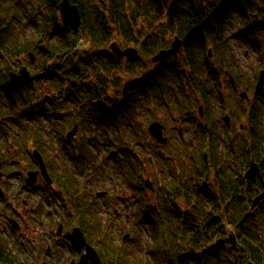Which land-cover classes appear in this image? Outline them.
I'll return each mask as SVG.
<instances>
[{"label":"flooded vegetation","instance_id":"af4514ba","mask_svg":"<svg viewBox=\"0 0 264 264\" xmlns=\"http://www.w3.org/2000/svg\"><path fill=\"white\" fill-rule=\"evenodd\" d=\"M242 4L245 5L246 1ZM219 5H222L221 1ZM256 6L259 7L257 12L246 13L251 17L252 23H249L242 14L241 18L246 21L244 25L242 24L243 33L238 35L246 36L249 33L259 36L261 33L264 19L261 20L258 14L261 6L258 3ZM196 9L202 12L212 11L208 3ZM170 11V6L163 5L162 17L159 21L161 26L167 24ZM207 11L204 14L208 13ZM147 22L146 27L142 26L143 33L147 32ZM49 31L50 36L46 40L49 45L44 43L40 49L34 52L28 51L23 56L8 54L0 48V58L10 57L13 61L22 63V68L30 71L32 82L38 81L36 89H33L35 96L31 99L28 97L23 106L19 101L16 106V117L0 112V171L4 174V177L0 178V240L4 244L3 247H6L7 256L13 258L14 264H93L86 259V245L76 241L75 229H79L86 244L101 257L102 264L117 262V256H113L108 251L109 256L106 257L104 246L101 248V237L89 236L91 229L95 230L94 227L100 225L96 213L90 211L96 218L86 225L78 213L79 207L74 206L78 201H82L81 204L84 206L83 203L87 201L88 207L85 208L92 209L89 192L86 188L79 187L81 176L77 177L83 172L84 165L94 166L96 172L101 170L100 165L95 163L93 151L92 153L86 151L88 147H94L97 151L106 147L108 154H111L108 158L114 159L116 169L121 173L110 177L112 188L109 189V194L106 190L96 193V196L105 199L114 195V200L119 205L126 206L114 210L112 213L114 224H117L115 219L121 218V214L126 212L127 222L137 223L143 220L141 222L150 224L157 235L161 234L158 227L168 226L188 229L192 235L199 234V237L192 236L182 240L189 244L185 247L187 250L185 255L190 252L195 255L196 252L205 250L203 249L205 246L210 253L209 256L217 249L227 253L239 250L243 246L239 242L237 231L246 226L254 227L255 230L251 233H257L261 237L259 224L246 223L244 215L247 211L258 219V215L264 211V200L251 210L254 198L264 191V187L258 178L252 181L259 188L253 197L247 199L242 180L247 182L244 177L251 163H257L262 170L257 161L250 160L246 164L245 154L246 147L252 145L248 140L249 132L253 129L252 120L257 124V128L264 126V120L257 116L253 118L252 115L254 112L252 106L260 105L264 110V81L260 88L262 90L258 93L264 62H260V65L253 69V83H248L244 70L232 55L231 61L228 58L223 61L221 43L223 36L222 39L217 35L216 38L213 37L209 28L202 32L204 41L202 45L205 43L207 51L209 49L213 51L210 59L206 56L215 67L219 79L214 78L209 84L199 85L196 74H192L191 67L186 65L183 68L186 76L179 79L168 78L165 77L166 68L186 55L184 40L179 37L182 40V48L177 57L152 65L150 64L152 56H142L146 67L145 74H155L156 70L160 69L164 77H144L142 81L147 83V86L142 101L143 109L136 111L135 119L118 121L116 109L118 89L114 80L116 71L111 73L113 83L105 90L106 93L102 94L101 87L98 86L96 93L87 96L85 84L91 82L90 78H86L84 74L78 80H74L71 76L63 79L61 76L67 75L69 63L66 64V60L76 53L80 54L78 52L81 50V44L76 45L73 51L64 56L59 52L53 54L50 48L58 45L63 36L62 32L53 31L51 25ZM175 35L177 34L167 38L163 31L164 45L161 50L171 47ZM252 37L250 38L255 40ZM215 43L218 45L216 46ZM251 43H257L259 47L261 40L256 39ZM131 44L136 45L134 42ZM104 47L100 49L103 56L116 60L109 46L108 51H105ZM127 47L122 46L123 49ZM136 47L140 48L138 45ZM43 49L46 51L44 52ZM218 50L222 52L219 54ZM127 60L130 59L126 57L121 62L125 63ZM75 63V66L79 65V62ZM100 65L102 64L97 63V66ZM33 67L37 69L36 74L32 72ZM20 70L0 75V107L6 108L5 101L10 98L19 99L17 96L20 93L31 89L32 82L21 92L9 93L3 88L11 74L19 73ZM104 75L107 76L108 73ZM61 78L63 81L55 86V82ZM53 81L55 82L52 84ZM42 82L44 83L41 84ZM75 83L79 85L81 83V87L76 89ZM244 92L247 95L242 98L241 94ZM34 98L35 100L31 102ZM215 101H218L222 107L219 116L221 122L213 117ZM38 103H43L46 107L44 120L37 121L36 115L32 120L27 116L22 117L23 110ZM226 103L229 104L230 109L226 108ZM93 106L96 110L105 107L110 113L105 119L93 117ZM238 107H242L244 113L240 122H235L231 117ZM261 113L264 117V112ZM8 120L17 123L20 132L18 136L14 135L11 126L4 125ZM90 122L97 125H92ZM19 123L23 126L30 124L26 128L29 133L32 129L37 131L38 128L39 133L45 138L49 137V141L46 139V155L38 148L40 145L35 143L36 140L28 141L29 144L26 146L23 144L27 136ZM72 131H75L74 136L68 140L67 135ZM9 133H12V137L5 139V135ZM23 149L25 152H22L27 156L21 154ZM35 151H38L43 158L49 182L42 175L40 164L34 157ZM144 152H148L147 157L144 156ZM150 152L155 156L149 155ZM27 158L31 164L22 161ZM8 160L12 161L11 165L14 169H5ZM18 173L22 185L16 192L11 191L14 193L9 195L11 188L6 181L9 177L17 176ZM261 173L264 183V172ZM33 175L35 178L31 181ZM116 202L113 203L117 204ZM134 202L137 206L133 205ZM61 205L66 215H75L77 223L66 225L67 222L54 219L59 212L57 206ZM132 206H135V210L130 214L127 213ZM11 221L16 222L15 227ZM104 224L103 227L108 232L114 228L110 221ZM214 229L223 230L224 235L215 240L211 239V232ZM230 232L235 234V241L229 238ZM127 236L129 238V234ZM219 239L224 240L221 246L216 245ZM160 240L163 242L162 237ZM211 240L213 242L209 243ZM194 243H199L201 247H195ZM120 247L125 249L124 245ZM159 247L160 254L164 256L168 249L164 244Z\"/></svg>","mask_w":264,"mask_h":264},{"label":"trees","instance_id":"16d2710c","mask_svg":"<svg viewBox=\"0 0 264 264\" xmlns=\"http://www.w3.org/2000/svg\"><path fill=\"white\" fill-rule=\"evenodd\" d=\"M74 4L78 5L84 22V29L81 34L77 32L67 35L66 30H63V38L59 40V44L52 46L50 48L53 54L59 52L61 56L65 55L74 50L79 36L83 35L87 38L90 43L91 49L80 51L71 56L66 60L67 75L63 76V79L69 78L70 76L74 80H78L84 74L86 78H90L91 82L85 84L86 90L85 94L96 93V88L101 87V93H106L105 90L113 83V78L111 73L116 71L115 85L118 89L117 93V119H135L136 111L143 109L142 101L146 94L145 87L147 83L143 82L144 77H164L161 74L160 69L156 70L155 74H145L146 69L143 61L141 59H131L127 60L125 63L118 61L117 59H109V57L103 56L104 54L100 51L101 47H104L111 39L119 37L121 41L125 44H130L134 42L141 49L143 56H153L156 51L163 48L164 36L161 35V30L159 24L162 17L163 5L170 6L171 11L168 16V22L166 25L162 26V30H165L166 37L171 34H179L185 40V52L186 55L180 60L176 61L174 64L166 68L165 77L172 79H179L186 76L183 70L184 66H190L192 74H196V80H198L199 85L209 84L214 78H217L216 69L212 66V63L208 60L206 56V46L205 43L202 45L203 37L202 32L207 29H211L212 35L222 39L225 31H229L230 24L232 22L233 16L238 15L243 17L242 14L249 21V16L247 12L255 13L259 10L257 3L260 0H71ZM221 1L222 5H219ZM246 1L243 5L242 2ZM18 5L17 8L12 9L13 14L7 13L0 14V48L7 51L8 54L17 55L19 52L26 53L28 51H36L41 48L43 44V38L50 36L49 26H56L57 23V13L59 11L60 0H10ZM208 3L211 6V13L207 10L197 11L196 7H200L202 4ZM197 5V6H196ZM24 12V17L18 18L17 10ZM207 11L210 13L204 12ZM26 19V20H25ZM140 19H148L147 22V32L143 33L142 25ZM209 21H205V20ZM251 19V18H250ZM17 20L24 21V26L30 23L34 30H37L38 34L34 35L28 44L17 47L5 44L6 40L13 36V22ZM246 21V20H245ZM248 24V23H247ZM145 26V25H144ZM211 26V27H210ZM146 27V26H145ZM155 30V31H154ZM9 36H8V35ZM255 35V34H254ZM254 37V36H253ZM52 38V36L50 37ZM197 40L198 42H196ZM217 46L218 44L215 43ZM45 52L46 50L43 49ZM220 52L222 51H219ZM75 62H79L77 66ZM73 63V64H72ZM97 63L102 65L97 66ZM182 63V64H181ZM91 75L88 76V74ZM104 73H108L107 76ZM202 77H208L205 80ZM63 79H59L55 82V86L59 85ZM38 81L33 80L31 83V89L26 92L20 93L17 97L19 99L10 98L5 101L6 108L0 107V112L5 115H12L16 117V106L21 101V106L24 102L35 96L33 89H36V84ZM42 82L41 84H43ZM150 84V83H149ZM76 89L81 87L75 83ZM35 98L31 101L33 102ZM110 101V98H109ZM45 104V102H44ZM31 108H26L22 112V117L27 116L29 119H33L36 115L37 121L44 120L46 107L43 103L34 104ZM93 117H98L105 119L110 111L102 107L98 110L92 107ZM253 118L257 116L260 118L261 113L258 109L253 110ZM13 119L16 121V119ZM20 124V123H19ZM30 124H20L21 128L26 132V140L23 141L25 146L30 140H36L35 143L40 145L38 148L41 152L46 155V139L43 134L39 133L37 128L29 133L26 128ZM252 130L249 132L248 140L252 143L251 146L246 147V164L250 160H254L260 163V167L264 172V126L257 128V124L252 120ZM37 125H35L36 127ZM12 133L5 135L7 137H12ZM14 142V141H12ZM15 143V142H14ZM19 144V142H18ZM87 152L92 153L91 147L86 149ZM88 156H91L88 154ZM244 182L247 199L253 197L254 193L257 191L258 185L253 182ZM79 197L82 195L79 194ZM82 201H78L76 208H78V213L81 216V220L86 225L91 221H95L96 216L90 212L88 207V202H84L82 206ZM81 209V210H79ZM207 214V213H205ZM244 220L246 223H258L257 221H262L264 223V213L259 215L258 219L253 214L246 211L244 215ZM160 228L163 242L159 246L164 244L165 248L168 250L166 254L162 257L155 254V258L149 261V264H264V234L261 232V237L257 233H251L255 230L252 226H246L239 229L237 232L239 234V242L242 244L239 250L232 252H225L222 249H217L209 252L206 246L203 248L205 250L198 251L195 255L190 252L185 255V247L189 246L188 243L182 241L183 239L189 237H199L200 235H192L188 229H180L179 227L168 226L167 228ZM257 228V227H256ZM95 230L92 228L91 233ZM205 231V230H203ZM186 233V234H185ZM211 236L204 234L213 240L224 235V231L220 229H214L211 232ZM109 237L110 235L107 234ZM106 236L101 237V248L106 252V257L108 258V253L117 256V262L112 264H138L136 261L129 260V251L120 247V244H115L112 239H108ZM211 240L209 243H212ZM195 247H201L199 243H194ZM0 240V264H14L13 258L7 256L6 247ZM192 254V255H191ZM161 259V260H160ZM190 262V263H189ZM111 264V262L109 263Z\"/></svg>","mask_w":264,"mask_h":264},{"label":"rangeland","instance_id":"374dc122","mask_svg":"<svg viewBox=\"0 0 264 264\" xmlns=\"http://www.w3.org/2000/svg\"><path fill=\"white\" fill-rule=\"evenodd\" d=\"M13 2H10V0H0V14L3 15L2 13H7L4 15H7L9 17H12L9 14H13L14 11L12 9H15L18 7L16 3L12 4ZM12 4V5H11ZM11 5V8H10ZM259 5L261 6L260 11L258 14L261 17V20L264 19V0L259 1ZM19 8V7H18ZM18 18H26L24 17V13L20 12V9L17 10ZM58 17V14H57ZM250 23H252V19H250ZM142 24L146 25V21L148 19H140ZM159 22V21H158ZM241 22V23H240ZM245 23V19L241 18L238 15L233 16L232 22L229 25V31L226 32L225 35H223V40H222V47H223V56L224 59L223 61H226V59H230L231 61V55L234 57V59L238 62L239 65H241L242 69L245 72V78L248 80V83L252 84L253 83V77H254V72L253 69L258 67L260 65V62H264V26L262 28L261 33L259 34H249L247 33L246 36L239 33H243V25ZM24 21H14L13 25V36L9 39L6 40L5 44L7 45H13V46H23L24 44H28L29 40L34 36L37 35L38 32L37 30H34V27L28 23L27 25H23ZM243 24V25H242ZM159 28L161 30V35H163L162 26L159 24ZM247 30V29H246ZM259 33V31H258ZM8 35V34H7ZM69 35L70 32H69ZM166 35V34H165ZM170 35V34H169ZM168 35V36H169ZM9 36V35H8ZM255 36V37H252ZM250 37L254 38L255 40H252ZM113 38V39H118ZM48 37L43 38V44L48 42L46 41ZM56 39V37H55ZM257 41L261 40V45L258 47V44H252L251 41ZM82 40L81 43V50H90L91 46L90 43L87 42L86 38L84 36H80L79 41ZM46 41V42H45ZM78 41V43H79ZM110 44V41L105 45L104 50L108 51V46ZM49 45V44H48ZM222 51V50H221ZM6 55H8L6 52H4ZM17 55L23 56L24 53L19 52ZM10 56V55H8ZM222 55L220 56L221 58L223 57ZM25 62H27V59H25ZM22 63H17V61H13L12 59L9 58H0V75L3 76L6 73H9L10 71H18ZM26 64V63H24ZM53 64V63H52ZM27 65V64H26ZM223 65H221L222 67ZM33 73H37V69L33 67L32 70ZM42 96L45 97V94L42 93ZM215 106L213 110V117L220 121V110L222 109L221 105H219L218 101H215ZM227 104V103H226ZM226 108L230 109L229 104L226 105ZM243 108L238 107L234 114H232V119L235 122H240V119L243 118ZM92 125H97L94 124L93 122H90ZM7 124L11 126L13 129V133L15 136L19 135V129L17 126V123H13V121H5L4 125ZM5 125L6 127H8ZM87 125V123H86ZM85 127V126H84ZM47 131V128H45ZM44 130V131H45ZM88 135V134H86ZM47 141H49V137L46 136ZM29 144V143H28ZM51 145L53 142L50 143ZM22 149V148H21ZM22 151L25 152V149L21 150V154L24 156H27L26 153H23ZM92 151L95 154V163L100 165L101 170L96 172L95 167H89L88 165H84V170L83 172H80V175L77 176L81 180L79 183V187H84L86 190L89 192V201L92 203V209L90 211H94L96 213V216L100 219V225L95 228V232L89 234L93 238V236L97 237H102V236H107L109 234L110 238L115 244H121L120 246L125 247L126 251H129V260L136 261L138 264H149V261L155 258V254L159 255V257H162L160 254V247H159V239L160 236L157 235L156 231L153 229V227L148 224V223H142L141 221L137 223H130L125 220V215L126 212L121 214V218L115 219V222L117 224H114L113 218V212L115 209H120V208H126L124 204L119 205L115 200H114V195H110L107 199L103 197H98L96 196V193L101 192L103 190H106L109 194L111 189V180L110 177L115 175L116 173H120V171L116 169V165L114 164V159L108 158L111 157V154H108V151L106 150V147L104 150H95L94 147H92ZM91 151V152H92ZM107 151V152H106ZM154 153L150 152L149 155H153ZM144 156H148V152H144ZM114 157V156H112ZM24 163L31 164V161L27 158V160H22ZM8 165L6 166L5 169L7 168H13L12 167V161L8 160ZM148 162L146 161V164ZM97 167V166H96ZM14 169V168H13ZM117 171V172H116ZM13 173V172H11ZM121 174V173H120ZM6 184H9L11 190L8 192L9 195H12L14 192H16L20 186L22 185V181L19 179V173L17 176L14 177H9L8 181H6ZM14 191V192H11ZM153 200V198H151ZM113 202H116L117 204H114ZM159 203V202H158ZM133 205L137 206L136 202L133 203ZM135 206H132L129 208L127 213H132L131 211L135 210ZM58 208V214L55 216V220L61 219L62 221H65L66 225H74L75 223L78 222L74 214H70L69 216L65 214L63 205L57 206ZM57 212V211H56ZM264 211L261 212L259 215H263ZM258 215V216H259ZM111 222L114 226L113 229L109 230L110 232L107 231L103 226L105 225V222ZM259 224V229L260 231L264 234V223L262 221H257ZM119 223V224H118ZM152 227V228H151ZM125 234H129L130 238L127 240L123 241V236ZM108 237V238H109ZM162 240L160 241V243ZM186 252L187 250L184 249ZM192 255V254H191ZM161 260V259H160ZM190 263V262H189Z\"/></svg>","mask_w":264,"mask_h":264},{"label":"water","instance_id":"95a60500","mask_svg":"<svg viewBox=\"0 0 264 264\" xmlns=\"http://www.w3.org/2000/svg\"><path fill=\"white\" fill-rule=\"evenodd\" d=\"M60 14H61V21L65 27H72L76 30L82 27L83 22H82L80 10L78 6L71 3L70 0H62L60 4ZM181 47H182V41L176 38L175 41L172 43L171 48L168 50H161L159 53H157L155 56L151 58V63L159 64L160 62H163L167 58L178 55ZM109 49L119 59H124L125 57L136 58L138 56V50L136 48L130 47V48L122 49L121 45L117 42L112 43ZM209 55L212 56V50H209ZM29 81H30L29 71L26 68H22L19 74H16V73L11 74L9 80H7L4 83L3 87L11 93L19 92L23 90V88L26 86L27 83H29ZM263 81H264V72H262L260 75L258 93L262 90L260 88L263 84ZM246 95L247 93L244 92L241 94V97L243 98ZM74 132L75 131H72L67 135L68 140H70L74 136ZM34 157L40 164L42 175L49 182L50 179L47 174V169H46V166H45V163L43 161L41 154L38 151H35ZM0 168H1V159H0ZM3 177H4V174L0 171V178H3ZM34 178L35 177L33 175V178L31 181H33ZM257 178L262 182L264 186L262 173H261V170L258 164L251 163L250 168L247 170L245 174V179L255 180ZM262 200H264V191L260 195L254 198L251 209L253 210L257 206H259ZM11 223L13 224V226L14 224H16L15 221H11ZM74 235H75V239L77 242L86 245V259L89 260L93 264H102L101 259L98 256L97 252L91 246H88L86 244L84 236H82L81 232H79V229L74 230ZM127 238L128 236L126 235L124 237V240H126ZM230 238L233 241H235L234 234H231ZM223 241L224 240L222 239L218 240L217 246H221Z\"/></svg>","mask_w":264,"mask_h":264}]
</instances>
